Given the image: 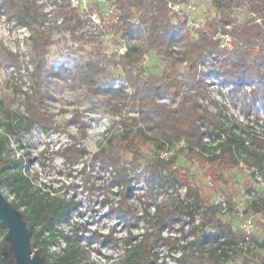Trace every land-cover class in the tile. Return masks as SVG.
Wrapping results in <instances>:
<instances>
[{
  "label": "trees",
  "instance_id": "1",
  "mask_svg": "<svg viewBox=\"0 0 264 264\" xmlns=\"http://www.w3.org/2000/svg\"><path fill=\"white\" fill-rule=\"evenodd\" d=\"M39 1L0 0V16L13 17L19 25L31 30H34V25L40 26L39 31H33L30 37L35 63L31 73L34 80L29 88L18 85L17 82L19 79L22 80L21 72L24 65L22 53L9 51L7 56L0 55V67L12 68V74L17 76H11L5 84L7 93H11V104L20 103L25 112L23 117H17L20 120L16 126L18 132L10 133L19 135L20 138L16 141L18 143L35 128L49 132L59 131L63 127L61 122L48 111L49 97L43 90L46 56L52 44V36L45 31L46 27L54 25L70 31L74 38L88 37L90 39L86 41H100L93 34L79 33L83 28L81 25L85 16L80 9L58 6L49 18L44 12V6L38 4ZM105 1L115 6L116 14L106 26L107 32L132 39V35L139 33L142 26H145V48L131 45L123 56V65L128 62L137 65L138 60H141L146 52L154 51L165 67L159 76L146 75L142 71L132 76L134 93L125 95L128 101L122 104V108L130 111L118 124L108 128L111 135L105 136L103 133V142L95 153L91 154L86 147L78 146L77 136L69 134L71 143L59 154L65 162L72 165L84 160V157L90 154L93 167L99 165L101 170L112 169L111 181H108V185H103V190L108 191L111 183L121 189L117 192L120 199L113 211L124 219L129 227L143 220L149 228L155 229L150 234L129 233L126 236V255L121 264H156L159 259L156 248L160 244L167 245L171 251L176 250L181 253L175 259L176 264H230L237 258L249 264L247 255L242 257L239 253V248L246 239L245 231L234 229L232 224L220 217L221 206L210 203L201 189L193 185L190 173L185 168H175L177 154L165 158L160 152L167 153L174 144L185 142L186 147L180 148L179 152L187 151L186 155L189 159L208 169L207 175L213 185L226 184L227 174L242 161L257 165L261 171L264 170V137L248 133V141H246L245 138L235 134L226 136L227 130L224 125L216 122L208 107L198 102V99L206 98V88L201 84L204 80L200 68L207 59L213 57L221 56V60L214 67L219 70L218 75L223 80L226 76H230L234 86H237L236 81L245 74L253 81H264V20L261 24L247 20L238 25L232 14L221 10L225 7L224 0L215 1L216 17L207 21L201 30L186 31L187 42L182 50L176 51L174 46L186 27L187 16L182 20L178 17L177 23L158 29L149 25L148 20L145 19L147 11L151 10V8L145 10L146 0ZM236 2L259 4L260 0H236ZM141 12H144V15H141ZM58 18H63V21L60 25H55ZM134 19L137 25L134 24ZM48 21L49 25L46 26ZM228 24H234L231 31L232 49L222 52L219 50V43L214 40V35L220 30L225 31ZM96 63H88L86 67L88 70L81 72L80 80L91 92L101 91L97 82L103 75V70L99 69ZM184 63L187 71L181 73L179 65ZM56 75L67 78L73 73L66 69L60 70ZM253 93L264 104V91L255 88ZM163 97H170L174 104L160 102ZM131 111L134 114L132 116H130ZM6 116L11 119V112L6 113ZM73 122L78 125V132H84L80 131L83 124L78 116L73 117ZM117 127L121 129L117 131ZM156 130L165 135L159 138L148 135L149 131ZM206 136L212 138L211 143L205 141ZM210 144L214 146L211 147ZM164 174H169L166 175L169 183L178 184V188L174 191L176 196L170 195L169 203L158 202L153 197L156 188L158 190L164 188L160 182ZM141 176L145 177L148 187L143 195L144 200L140 199L144 211L138 216L136 215L138 210L130 200L135 182ZM91 186L100 189L94 183H91ZM7 202L27 236L28 244H31L32 237L23 219L28 209L14 208L16 198ZM64 207L62 218L67 219L71 210L78 208V204L71 200ZM151 208H154L153 213L150 212ZM34 212L39 216L41 209L37 207ZM244 213L264 214V198L253 201ZM176 223L181 226L180 237L164 236L165 228L172 229ZM0 226H6L1 218ZM186 226L190 228L188 232L185 231ZM0 232L5 234L4 241L0 244V264H19L18 257L15 262L13 260L14 253L19 255L13 239L8 234V228L0 229ZM142 235L146 236V239L141 244H136V241L141 240ZM7 242L12 245L13 253L6 249ZM261 250L263 251L262 248ZM253 252L255 251H249L248 254ZM79 258V252L70 253L64 264H80ZM255 258V264H264L263 252H256Z\"/></svg>",
  "mask_w": 264,
  "mask_h": 264
},
{
  "label": "rangeland",
  "instance_id": "2",
  "mask_svg": "<svg viewBox=\"0 0 264 264\" xmlns=\"http://www.w3.org/2000/svg\"><path fill=\"white\" fill-rule=\"evenodd\" d=\"M42 1V2H41ZM183 3H192V0H179ZM215 1L218 0H197L195 4V11L192 15H189V21L199 22L205 26V23L216 17ZM57 2L58 6H69L68 0H40L39 5L44 6V12L46 14L53 13L54 4ZM61 2V3H60ZM208 3H211V7H208ZM57 6V7H58ZM80 11L85 14L83 23L79 33H85L87 35L93 34L95 38L100 41L90 40L88 37L74 38L70 31L57 26L46 27L45 31L49 32L52 36V44L49 47L48 54L46 56V67L44 71V84L43 90L47 93L49 99L47 102L48 111L55 116V118L63 125L59 131L45 132L41 128H35L30 134L26 135L24 139L18 143L20 145L19 150L29 156L30 163L32 161H39L41 157L47 159V154L52 153L54 156L59 157L62 161V171H57L56 176L59 178L52 181L53 183L62 184L65 191V196L69 194L70 190L73 193L72 200L78 204L77 209L71 210L77 212V219L81 223V227L86 228L93 234V237L102 236L104 239L100 243L102 250L93 251L89 257V264H121L126 255V250L121 251L118 246H113L110 226L114 221H118L115 225H124L121 229L125 233V236L132 233L134 235L142 234L140 232L141 223L140 220L136 225L129 227L124 219H122L113 209L117 206V202L120 199L115 189H118L115 185L109 183L111 188L108 191L103 190V185H108V181H111V171L101 170L99 165L92 166L90 154L84 157V160L72 165L65 162V159L61 156L63 149L71 143L70 133L67 130L71 129L73 132H78V125L73 122V117L78 116L81 119L82 127L80 131H86L92 133L93 129L100 128L98 135L95 138L87 139L84 147L87 148L89 153H95L103 142L104 128L101 125L103 121H91L89 125H85L84 119L86 116H93V112L90 107H84V105H91L94 98L99 97L98 102H102L110 107V115L115 117L114 123L110 122V126L118 124L120 119L127 115L130 110L122 108V104L128 101V97L125 95H131L134 93V83L131 81L132 76L142 71L146 75L159 76L164 70L165 64L161 61L160 57L154 51L146 52L149 61L146 66L140 65L139 61L137 65H132L128 62L123 65L122 49H129L131 45H138L145 48L144 39L146 37L145 26L139 33L132 35V39L128 37L117 36L113 32H107L106 26L109 21L115 18L116 14H110L107 17L104 13L109 11L110 4H107L105 0H82L79 5ZM56 7V9H57ZM97 13L102 19V26H95L91 24L93 14ZM53 15V14H52ZM179 16H177L178 18ZM178 20V19H177ZM247 19L240 21L239 23L246 22ZM177 23V22H176ZM237 23V22H236ZM239 23H237L239 25ZM134 24L137 25L136 19ZM55 25H60L59 23ZM34 30L25 28L19 25L13 17L7 15L0 16V35H7L8 37H14L13 47L15 51H20L23 56V69L21 72L22 80H18V85H23L25 88H29L33 84V77L31 73L34 70L35 58L32 51V43L30 40L33 31H39V25H34ZM41 29V28H40ZM196 32L191 26H186L181 35L176 41L174 50L180 51L186 44L187 32ZM225 31H231L225 27ZM77 35V34H76ZM195 37V36H194ZM193 37V38H194ZM222 51V50H221ZM224 51V50H223ZM206 61L207 64H206ZM204 66L200 68V74L203 77L205 84H224V80L218 75V69L214 66L217 64L214 60L207 59ZM97 62L99 69L103 70V75L98 79L97 85L103 89L99 92H91L81 82V72L87 71V64ZM206 64V65H205ZM69 70L73 73L72 76L67 78H60L56 75L60 70ZM181 73L187 71V67L184 64L179 65ZM12 68L0 67V92H7L5 89L6 81L13 76ZM14 77H17L14 75ZM205 78H208L207 80ZM227 86V85H224ZM237 86L233 85L235 89ZM113 89L114 91H112ZM254 87L250 92V89H245L239 92L235 98L242 106L241 109L231 107V102L226 101L224 96L220 94L218 89H206V98L198 99V102L208 107L209 112L214 115L215 121L219 124H223L227 130L226 136L233 134L241 136L248 141V133L250 135H256L261 138L264 137V104L261 100L254 96ZM83 90L84 95L79 99H73V94ZM231 91V88L224 89V95H227ZM162 103L173 105V101L170 97H163L159 100ZM235 106V104H234ZM84 107V111L81 108ZM134 115L131 111L130 116ZM121 127H117L116 130H120ZM247 134H243V133ZM148 135L153 137H163L165 133H161L159 130L149 131ZM168 135V134H167ZM81 136V139H84ZM207 143H211L212 138L210 136L205 137ZM249 142H247L248 144ZM213 147V144H210ZM185 142L176 143L169 148L167 154L162 151L161 155L165 158L176 156L175 168H185L192 178V183L195 187L201 189V191L209 198L211 204L221 206L220 217L232 224L234 229L244 230L246 239L241 244L240 256L247 255L249 264H255L256 252L264 253V214H245L246 208L259 198H264V170H259L257 165L241 162L239 166L233 169L227 174V183L213 185L212 180L208 177V169L199 166L196 161L189 159L186 155L187 151L179 152L180 148H185ZM40 150L41 156H32L31 153ZM149 153V152H148ZM71 169L72 171H67ZM141 171V170H140ZM139 171V172H140ZM160 180L164 185L162 190H156L153 192V197L158 202H171V196L175 194V189L178 188V184L169 183L167 176ZM167 175V176H166ZM82 178V179H81ZM80 179V183L76 181ZM91 183L99 188H92ZM161 184V183H159ZM248 185V186H247ZM47 187V185H45ZM148 185L144 176L135 182L133 195L130 203L137 208L139 215H142L144 211V205L142 201L144 192L147 190ZM88 193V202L84 200H78L77 194H80V190ZM185 190H182V192ZM99 193V195H97ZM142 201H141V200ZM14 198L11 200L13 201ZM81 206L87 207V213L83 211H77L81 209ZM154 208L150 209L153 213ZM67 219H70L68 216ZM199 217H197V220ZM246 220H251L252 228L245 229L243 227ZM180 224H174L172 229L165 228L163 231L164 236L180 237ZM112 230H115L114 228ZM190 228L185 227V231L188 232ZM5 234L0 232V244L3 243ZM83 239V237H81ZM89 239H92L91 237ZM192 240V238H188ZM77 243H80L79 237ZM95 238L89 241V243H95ZM88 247H91V245ZM263 249V251L261 250ZM242 250V251H241ZM255 251L251 254H248ZM156 252L159 254V259L156 264H176L175 259L178 258L181 253L176 250H169L167 245H158ZM80 263V258H79ZM230 264H245L241 258L230 262Z\"/></svg>",
  "mask_w": 264,
  "mask_h": 264
},
{
  "label": "clouds",
  "instance_id": "3",
  "mask_svg": "<svg viewBox=\"0 0 264 264\" xmlns=\"http://www.w3.org/2000/svg\"><path fill=\"white\" fill-rule=\"evenodd\" d=\"M197 0H192V3H196ZM225 7H222V11H227L232 14V18L238 23L245 19L252 21L253 23L264 20V0H260V3L248 2L244 4L237 3L236 0H224ZM208 7H211V3H208ZM219 6V5H218ZM181 7H184L185 11L189 15L195 11L191 9V5L183 6L179 5L173 7V0H146L144 8L148 10L145 19L148 20L149 25H152L158 29L163 28L165 25H170L177 22L175 13L179 12ZM144 15V12H141ZM259 18V20H258ZM180 20L183 16L179 17ZM14 37H8L7 35H0V55L7 56L9 51H15ZM6 46V47H5ZM206 80L208 78H205ZM206 89H218L220 94L224 96L226 101L231 102V107L241 109V105L235 98L238 96L241 89L259 88L264 91V81H253L246 74L236 81L237 87L233 88V80L230 76L224 78V84H204ZM227 85V86H224ZM231 88V91L224 95L223 90ZM103 91V89H101ZM84 95L83 90L73 94V99L79 100ZM11 93L0 92V199L11 201L16 198L14 208L23 210L27 208L28 211L23 216L25 221V227L32 237L31 244H28L29 252L24 253L21 256H17L14 253L13 260L15 262L16 257L19 258V264H64L65 259L70 253H80V264H89V257L93 251L102 250L100 243L103 241L102 236L93 237V234L86 228L81 227L80 221L77 219V212H73L70 219L62 218V214L65 211V205L68 201L72 200L73 193L70 190L69 194L65 196V189L62 184L53 183L52 181L59 179L56 176L57 171H62V161L59 157L54 156L52 153L47 154V159L41 157L37 161L29 163V156L20 151V145L16 142L19 140V135H12L18 132L17 125L20 120L17 117H23L25 115L24 108L20 106V103L11 104ZM99 97L94 98L91 105H84V107H90L93 112V116H86L84 119L85 125L93 120L103 121L101 127L104 128V135L109 136L111 133L108 131L110 122L114 123L115 117L110 115V107L102 102H98ZM235 104V106H234ZM84 107L81 111H84ZM11 112L12 118L8 119L6 113ZM100 128L93 129L92 133L88 132H73L71 129L67 130V133L77 136L78 146L82 147L87 142V139L95 138L98 135ZM12 133V134H10ZM84 136V139H81ZM11 142V143H9ZM32 156H41L40 150L31 153ZM67 171H72L68 169ZM82 179V178H81ZM80 183V179L76 181ZM47 185V187L45 186ZM121 189H115L120 191ZM99 195V193H97ZM143 198V197H141ZM78 200H84L87 204L88 193L80 190V194H77ZM39 207L41 214L35 215L34 210ZM139 208V205H136ZM87 213V207L81 206V209L77 210ZM139 215V212L136 213ZM68 217V216H67ZM118 221H114L110 226L111 238L113 246H118L121 251L126 250L127 238L125 233L121 231L124 225H115ZM7 226H0L3 229ZM115 230H112V229ZM154 228H149L147 224L141 223L140 232H147L150 234L154 231ZM35 233V235H33ZM79 237L80 243H77ZM83 237V239H81ZM95 238V243H89V238ZM146 239V236L142 235L141 240L136 241V244H141ZM91 247H88V245ZM135 247V245H132ZM6 249L13 253L12 245L7 242ZM32 256L34 259H30Z\"/></svg>",
  "mask_w": 264,
  "mask_h": 264
},
{
  "label": "built area",
  "instance_id": "4",
  "mask_svg": "<svg viewBox=\"0 0 264 264\" xmlns=\"http://www.w3.org/2000/svg\"><path fill=\"white\" fill-rule=\"evenodd\" d=\"M81 2H82V0H68V3H69L68 7L69 8H78L79 9V7H80L79 5H80ZM179 5H183V6L191 5V9H195V4L194 3H190V2L189 3H183V2H181L179 0H173V7H176V6H179ZM54 6H55L54 9H56V7L58 6L57 2L54 4ZM114 11H115V6L114 5H110L109 11L104 13V14L107 17H110V14L114 13ZM51 14L52 13L49 14V18H51ZM175 15H177L179 17L180 16H183V17L187 16V18H186V26H191L195 31L201 30V29H203L205 27L204 25H201L199 22H196V21L190 22L189 21V15L187 13H185L184 7H181L180 11L175 13ZM91 18H92L91 24H93L95 26H102V19H101V17H99L97 15V13L93 14L91 16ZM258 20H259V18H258ZM49 21H51V20H49ZM49 21L46 23V26L49 25ZM62 21H63V18H58L57 19V23H59V24H61ZM256 23L261 24L262 20H259V22H256ZM205 25H206V23H205ZM226 27L229 28L232 31L233 27H234V24H228ZM231 31L220 30L214 35V40H216L219 43V50L220 51L222 50V52H227L230 49H232L233 39H232V36H231ZM126 52H127L126 48L122 49V53L123 54H125ZM210 59L214 60V62L217 64L221 60V56L218 57V58H214L213 57V58H210ZM148 61H149L148 55L144 54V56L142 57V59L140 61V65L146 66L148 64ZM207 62L208 61H206V64H207ZM251 91H252V88L250 89V92ZM243 227L245 229L247 228V230L249 228H252L251 220H249V221L246 220L244 225H243Z\"/></svg>",
  "mask_w": 264,
  "mask_h": 264
},
{
  "label": "water",
  "instance_id": "5",
  "mask_svg": "<svg viewBox=\"0 0 264 264\" xmlns=\"http://www.w3.org/2000/svg\"><path fill=\"white\" fill-rule=\"evenodd\" d=\"M0 218L8 228V234L13 239L16 245L18 255L21 256L24 253L29 252L30 249L28 248L27 236L20 227L15 215L11 211L7 200L4 201L0 199ZM29 258L34 259V257L32 256H30Z\"/></svg>",
  "mask_w": 264,
  "mask_h": 264
}]
</instances>
